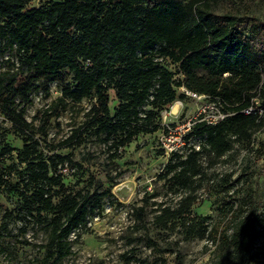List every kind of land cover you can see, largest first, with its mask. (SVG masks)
<instances>
[{
  "label": "trees",
  "instance_id": "trees-1",
  "mask_svg": "<svg viewBox=\"0 0 264 264\" xmlns=\"http://www.w3.org/2000/svg\"><path fill=\"white\" fill-rule=\"evenodd\" d=\"M42 1V5L29 7L28 0H0V53L14 50L17 58L13 68L0 72V112L25 135L17 151V160L25 167L19 171L18 185L10 187L21 201L5 216L32 223L47 234V241L38 244L44 250L40 264H56L72 254L75 239L89 231L90 218L112 195V188L103 189L100 179L92 181L97 184L93 190L68 187L61 170L71 157L44 153L33 123L26 117L34 94L43 90L49 95L50 85L66 71L72 73V81L43 112L42 132L45 134L50 119L60 115L68 101L81 103L95 97L83 126L66 142L91 132L113 150L112 159L139 133L162 130V112L189 98L182 87L223 104L228 114L223 121L216 125L198 122L188 135L198 138L199 148L192 145L187 153L170 156L161 177L189 193L177 207L156 203L159 209L152 224L174 231L183 220L180 225L186 236L207 233L226 252L218 261L204 264H240L264 236V209H253L257 189L246 192L239 202L228 203L222 217L207 225L201 220L188 223L184 216L197 202L196 191L205 176L201 156L222 157L236 142L253 148L257 131L264 129L257 115L243 113L258 94L264 101V19L252 17L248 31L241 29L242 21L249 19L253 0H239L245 9L241 15L216 13L210 0ZM166 59L179 64L181 78L176 79L175 72L162 63ZM111 89L119 100L114 108ZM14 151L5 144L0 158ZM122 174L117 173L111 182ZM232 175L223 180L232 182ZM145 211V205L136 208L142 221ZM147 242L164 252L155 238L148 237ZM126 259L147 264L133 255ZM156 264H168L167 257L162 254Z\"/></svg>",
  "mask_w": 264,
  "mask_h": 264
},
{
  "label": "rangeland",
  "instance_id": "rangeland-1",
  "mask_svg": "<svg viewBox=\"0 0 264 264\" xmlns=\"http://www.w3.org/2000/svg\"><path fill=\"white\" fill-rule=\"evenodd\" d=\"M29 7L42 5V0H28ZM211 10L223 14L226 12L243 13L244 6L239 0H210ZM248 3L247 0H243ZM249 19L243 20L241 29L248 31L250 19H264V0H253ZM17 61L15 51L0 53V72L11 69L12 62ZM175 72V78L182 74L179 64L171 59L162 62ZM73 75L66 71L61 79L50 85V94L43 90L34 94L33 104L28 106L26 117L33 123L35 138L40 140V148L44 153H61L69 155L71 161L66 163L61 172L64 182L71 189L96 188L94 179H100L103 189L112 188V195L106 197L103 209L93 215L89 222V231L76 238L73 252L56 264H138L128 262L133 255L137 260H145L147 264H156L163 254L168 264H204L216 262L225 256V251L208 234L186 236L179 225L174 231L156 228L153 218L158 204L177 207L181 198L189 191L172 185L167 178L161 177L170 162V156L160 148L159 133L141 132L126 147L119 149V157L112 159L113 150L107 143L91 132H85L79 140L66 142L73 132L82 127L87 113L95 103V97L84 99L81 103L68 101L61 109L60 115L54 116L42 132L44 125L43 112L54 104L61 96L62 87L72 81ZM177 81V80H176ZM111 105L119 104L116 91H109ZM177 103V102H176ZM174 111L173 105L168 119H189L197 108V103L190 97ZM172 109V110H171ZM24 134L19 133L13 124L0 112V150L7 144L15 148L12 155L0 158V264H40L44 250L38 246L47 241V234L33 226L25 224L19 218H6V211L15 210L21 201L19 193L10 190L12 185L20 181L19 171L25 164L17 160V151L22 148ZM191 144L198 145V138L192 137ZM261 145V148H256ZM178 159L173 160L176 162ZM205 176L201 178V187L196 191L198 200L191 211L184 216L185 221L209 224L213 219H220L228 203L236 200L252 189H257L253 209H264V129L257 131L255 147L236 142L233 148L222 157L206 153L199 159ZM123 174L115 178L117 173ZM233 173L230 181L223 177ZM234 182V183H233ZM236 191V192H234ZM258 203V207H257ZM145 205L144 221L136 214V208ZM255 205V206H254ZM146 225V226H143ZM148 237L155 238L164 252L160 253L148 245ZM34 244L27 245L24 241ZM166 249V251H165ZM169 249V250H168ZM264 262V236L250 255H245L240 264H257Z\"/></svg>",
  "mask_w": 264,
  "mask_h": 264
},
{
  "label": "built area",
  "instance_id": "built-area-1",
  "mask_svg": "<svg viewBox=\"0 0 264 264\" xmlns=\"http://www.w3.org/2000/svg\"><path fill=\"white\" fill-rule=\"evenodd\" d=\"M181 90L196 101L197 108L189 119L183 118L182 120L176 119L170 121L168 119V114L176 116V113L174 114L169 111L171 106L162 112V130L159 133V144L160 148L169 156L173 153H187L190 150L193 136L188 137V135L192 132L195 124L198 122H206L209 125H216L223 121L228 115L223 109V104L220 101L213 100L212 96L199 94L184 87H182ZM176 102L182 105L184 104L183 100H178ZM243 113L247 115H257L258 121L264 122V101L261 99L260 94L252 99V104L245 108ZM198 145H195V147L199 148Z\"/></svg>",
  "mask_w": 264,
  "mask_h": 264
},
{
  "label": "bare ground",
  "instance_id": "bare-ground-1",
  "mask_svg": "<svg viewBox=\"0 0 264 264\" xmlns=\"http://www.w3.org/2000/svg\"><path fill=\"white\" fill-rule=\"evenodd\" d=\"M178 107H179V105L177 104V103H175V104H173V109H174V111H178Z\"/></svg>",
  "mask_w": 264,
  "mask_h": 264
}]
</instances>
